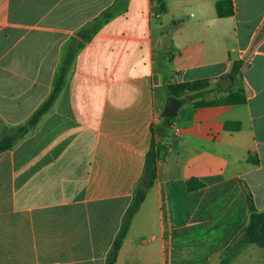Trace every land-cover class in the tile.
Segmentation results:
<instances>
[{"label": "crops", "instance_id": "obj_1", "mask_svg": "<svg viewBox=\"0 0 264 264\" xmlns=\"http://www.w3.org/2000/svg\"><path fill=\"white\" fill-rule=\"evenodd\" d=\"M217 1L0 0V136L17 135L0 152V264H106L170 86L196 80L213 91L174 117L115 264H217L248 193L264 211V0L228 17ZM253 258L264 248L231 264Z\"/></svg>", "mask_w": 264, "mask_h": 264}, {"label": "trees", "instance_id": "obj_2", "mask_svg": "<svg viewBox=\"0 0 264 264\" xmlns=\"http://www.w3.org/2000/svg\"><path fill=\"white\" fill-rule=\"evenodd\" d=\"M217 13L220 17H228L234 14V4L232 0H219L216 3ZM109 16V12L105 17ZM242 61L235 60L233 63L232 74L237 77L241 74ZM59 84V83H58ZM57 84L55 91L48 98V100L41 106V108L30 118L27 125H34L37 123L42 114L48 109L51 102L54 100L59 85ZM209 80H196L190 83L181 84L179 86H170V92L173 95L182 97L183 103L188 96L192 99L202 97L205 92L211 90ZM218 87H221L218 84ZM176 88L182 90V94L178 93ZM216 103V101H199L200 106H208ZM161 121L152 126V143L146 155L145 168L140 181L137 183L132 202L130 203L126 213L124 214L121 228L113 242V245L108 252L106 264H115L118 258L120 248L128 234L132 221L144 202L147 193L158 176V161L164 158L165 145L163 144L174 117H160ZM235 122L226 123L227 129H232ZM237 125V124H236ZM26 125L19 129L24 131ZM17 135H1L0 136V152L10 148ZM188 188L190 190L197 189L204 186L198 178H191L188 180ZM249 204V219L243 229L233 238L231 243L220 253L217 264H231L232 261L242 252L248 245H258L264 248V211L259 210L252 197L248 193Z\"/></svg>", "mask_w": 264, "mask_h": 264}, {"label": "water", "instance_id": "obj_3", "mask_svg": "<svg viewBox=\"0 0 264 264\" xmlns=\"http://www.w3.org/2000/svg\"><path fill=\"white\" fill-rule=\"evenodd\" d=\"M233 81H234V77L231 74L222 78L220 80V85H221L222 90L224 91L228 90V88L233 84ZM187 99L191 100L192 97L188 96ZM182 104H183V100L181 98L171 95L168 98L163 111L161 112V116L162 117H176L178 115L179 109L182 106Z\"/></svg>", "mask_w": 264, "mask_h": 264}, {"label": "rangeland", "instance_id": "obj_4", "mask_svg": "<svg viewBox=\"0 0 264 264\" xmlns=\"http://www.w3.org/2000/svg\"><path fill=\"white\" fill-rule=\"evenodd\" d=\"M211 88H212V86L210 87V89H211ZM212 91H213V90H209V91L205 92L204 95L208 96L209 93L212 92ZM189 103H190V100L188 101V99H187V100L184 102V104L182 105L181 110L185 109V108L188 106ZM253 246H256V245L253 244ZM257 246H258V245H257ZM252 260H253V261H252ZM252 260H250V261H252V262L248 261L247 264H259L256 260H254V258H253Z\"/></svg>", "mask_w": 264, "mask_h": 264}]
</instances>
